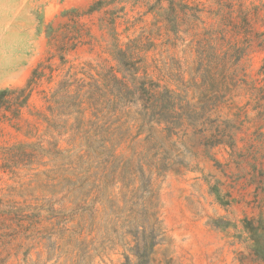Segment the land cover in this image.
<instances>
[{"label": "rangeland", "instance_id": "rangeland-1", "mask_svg": "<svg viewBox=\"0 0 264 264\" xmlns=\"http://www.w3.org/2000/svg\"><path fill=\"white\" fill-rule=\"evenodd\" d=\"M5 90L0 264H264V0H0Z\"/></svg>", "mask_w": 264, "mask_h": 264}, {"label": "trees", "instance_id": "trees-1", "mask_svg": "<svg viewBox=\"0 0 264 264\" xmlns=\"http://www.w3.org/2000/svg\"><path fill=\"white\" fill-rule=\"evenodd\" d=\"M94 9H91L90 11H93ZM41 67V65L35 70V72L33 73V77H32V79H31V81L29 82V84H28V86H27V88H25V89H21L19 92L20 93H23V92H25V91H27L28 90V88L30 87V85L32 84V83H34L35 82V79L37 78V76H38V69ZM121 84V83H120ZM122 85V87L124 88V89H128L129 87H128V84L126 83V84H121ZM65 88H67V87H65ZM59 93V92H58ZM10 94V91H8V90H5V91H1L0 92V109L1 108H3V107H5L6 105H8V104H10V102L9 101H7V97H8V95ZM30 96V94L28 95V97ZM27 99V98H26ZM64 99H70L69 97H64ZM25 102H26V100H24V101H22L21 103H18V106H21V105H23V104H25ZM62 102V101H61ZM66 104L68 105H71V106H77V107H80L79 106V104H76V103H70V102H66ZM66 109H68V108H66ZM65 110V109H64ZM69 110V109H68Z\"/></svg>", "mask_w": 264, "mask_h": 264}]
</instances>
